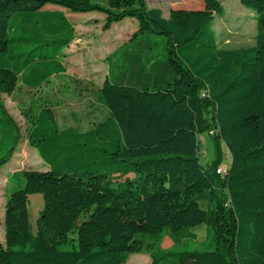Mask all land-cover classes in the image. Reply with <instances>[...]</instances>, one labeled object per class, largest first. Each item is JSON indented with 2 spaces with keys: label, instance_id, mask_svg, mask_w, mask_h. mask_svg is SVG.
Returning a JSON list of instances; mask_svg holds the SVG:
<instances>
[{
  "label": "trees",
  "instance_id": "16d2710c",
  "mask_svg": "<svg viewBox=\"0 0 264 264\" xmlns=\"http://www.w3.org/2000/svg\"><path fill=\"white\" fill-rule=\"evenodd\" d=\"M202 1L164 17L146 0H0V170L21 139L1 95L63 73L75 36L63 11L42 7L102 12L105 28L137 20L108 57L103 120L80 132L59 129L50 108L31 116L28 143L46 169L7 174L0 264H126L145 246L150 264H264V0H239L256 33L235 49L219 47L212 28L220 0ZM202 133L214 144L207 166ZM31 194L42 196L34 228Z\"/></svg>",
  "mask_w": 264,
  "mask_h": 264
},
{
  "label": "rangeland",
  "instance_id": "374dc122",
  "mask_svg": "<svg viewBox=\"0 0 264 264\" xmlns=\"http://www.w3.org/2000/svg\"><path fill=\"white\" fill-rule=\"evenodd\" d=\"M149 8L157 7L167 17L171 8H200L202 0H146ZM223 12L214 17L212 28L216 32L218 46L224 49L250 47L255 44L256 13L239 0H220ZM61 10L74 26L72 43L62 50L60 56L65 71L53 75L40 88H29L18 82L10 94L1 95L4 105L20 129L21 139L11 160L0 170V243L4 244L3 209L7 192L12 190V180L7 174L19 169H46L35 148L28 143L30 118L42 108L53 111L59 129L73 127L80 132L93 128L108 115L99 89L107 76V60L112 53L125 44L136 30L135 18H124L104 27L102 12H72L60 5L46 4L42 10ZM199 161L207 166L214 158V144L207 133L199 135ZM220 166L228 167L230 157L226 149ZM204 206V203H200ZM42 196H29L28 211L32 227ZM205 227V225L201 224ZM197 227V226H196ZM74 237V233H70ZM198 242V241H197ZM70 247V245H69ZM126 264H150L148 246L141 252L130 254Z\"/></svg>",
  "mask_w": 264,
  "mask_h": 264
},
{
  "label": "crops",
  "instance_id": "0c3cea01",
  "mask_svg": "<svg viewBox=\"0 0 264 264\" xmlns=\"http://www.w3.org/2000/svg\"><path fill=\"white\" fill-rule=\"evenodd\" d=\"M203 205L205 206V203ZM196 226L192 227L190 230L195 234V236H196L195 240L196 241H198V242L203 241L205 238V234H206L205 227L201 226V224H198ZM162 246L165 248H169L170 246H172V241L168 236H165L163 238Z\"/></svg>",
  "mask_w": 264,
  "mask_h": 264
},
{
  "label": "built area",
  "instance_id": "2783aa9c",
  "mask_svg": "<svg viewBox=\"0 0 264 264\" xmlns=\"http://www.w3.org/2000/svg\"><path fill=\"white\" fill-rule=\"evenodd\" d=\"M225 172H226V167L219 166L217 168V173L223 175V174H225Z\"/></svg>",
  "mask_w": 264,
  "mask_h": 264
}]
</instances>
